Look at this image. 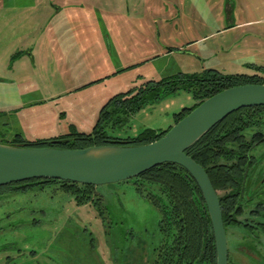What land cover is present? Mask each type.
I'll return each mask as SVG.
<instances>
[{"label": "rangeland", "instance_id": "374dc122", "mask_svg": "<svg viewBox=\"0 0 264 264\" xmlns=\"http://www.w3.org/2000/svg\"><path fill=\"white\" fill-rule=\"evenodd\" d=\"M217 1L0 0V141L71 124L90 133L110 98L179 73L264 74V0H226L234 14L213 12ZM197 101L166 94L115 134L166 130ZM250 154L229 264H264V141ZM136 182L95 186L82 203L62 182L12 186L0 196V264H152L161 215Z\"/></svg>", "mask_w": 264, "mask_h": 264}, {"label": "trees", "instance_id": "16d2710c", "mask_svg": "<svg viewBox=\"0 0 264 264\" xmlns=\"http://www.w3.org/2000/svg\"><path fill=\"white\" fill-rule=\"evenodd\" d=\"M209 75H186L179 73L160 81H149L136 90L119 93L112 97L100 110L92 132H71L56 137L30 140L17 134L5 143L29 147H59L82 149L95 145H141L163 137L166 130L146 128L138 135L122 137L115 134L123 129L129 119L146 104L160 99L166 94L180 90L193 91L197 102L175 114V123L187 116L207 98L244 84H264V74L226 75L216 70ZM264 106L243 108L234 112L214 126L187 153L208 172L211 181L220 195L226 229L234 224L230 214L240 205L246 192V170L254 164L250 154L252 147L264 141ZM255 130L251 136L249 131ZM138 189L159 210L162 243L156 249L152 264H217V248L209 211L202 191L193 176L181 165L163 163L133 178ZM62 182L80 202L91 199L95 186L56 179H32L0 187V196L11 191H27L20 187L23 183L36 185ZM143 193V192H142ZM99 203V202H98ZM234 217V216H233Z\"/></svg>", "mask_w": 264, "mask_h": 264}, {"label": "water", "instance_id": "95a60500", "mask_svg": "<svg viewBox=\"0 0 264 264\" xmlns=\"http://www.w3.org/2000/svg\"><path fill=\"white\" fill-rule=\"evenodd\" d=\"M257 106H264V84H244L207 98L172 125L163 137L147 144L70 149L0 141V187L32 179L99 186L131 180L163 163L179 164L202 191L214 230L217 264H229L228 232L218 191L207 170L187 150L234 112Z\"/></svg>", "mask_w": 264, "mask_h": 264}, {"label": "crops", "instance_id": "0c3cea01", "mask_svg": "<svg viewBox=\"0 0 264 264\" xmlns=\"http://www.w3.org/2000/svg\"><path fill=\"white\" fill-rule=\"evenodd\" d=\"M198 5V4H197ZM229 6V7H228ZM216 7H217V10H215L214 8H211V10L213 11V12H215L216 11V13H218V14H223L224 12H228V14H234V10H233V7L231 6V4H230V2H226V0H218L217 1V4H216ZM206 12H208L207 10H205ZM205 11H203V9H200V7L198 8L197 6H196V8H195V12H194V14H196V15H198V16H201L202 15V13H203V15H205L206 14V12ZM244 13H245V11H244ZM201 14V15H200ZM202 15V16H203ZM250 22H252V21H243V23H239L238 25H240V24H249ZM250 26V25H249ZM172 50H174V49H171V51ZM170 51V52H171ZM111 99V98H110ZM107 102V101H106ZM105 102V103H106ZM105 103H103L102 105H100V107H99V110H101V108L104 106V104ZM100 112V111H99ZM97 116V115H96ZM96 118H98V117H96ZM97 120L98 119H96V121H94V125H93V129H94V127H95V125H96V123H97ZM174 124H175V122H174ZM172 126V125H171ZM77 129V127L74 125V124H71L70 125V129L72 130V129ZM93 129H92V131H93ZM78 130V129H77ZM79 131V130H78ZM81 132H83V130H80ZM67 133H69V132H67ZM67 133H58V134H56V135H51V136H49L48 138H51V137H56V136H59V135H63V134H67Z\"/></svg>", "mask_w": 264, "mask_h": 264}]
</instances>
